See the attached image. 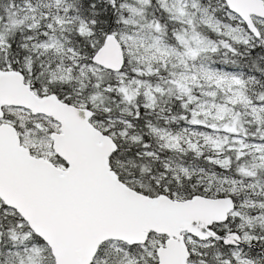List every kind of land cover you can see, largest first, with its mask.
Here are the masks:
<instances>
[{
	"label": "snow or ice",
	"instance_id": "obj_1",
	"mask_svg": "<svg viewBox=\"0 0 264 264\" xmlns=\"http://www.w3.org/2000/svg\"><path fill=\"white\" fill-rule=\"evenodd\" d=\"M0 264H264V0H0Z\"/></svg>",
	"mask_w": 264,
	"mask_h": 264
}]
</instances>
